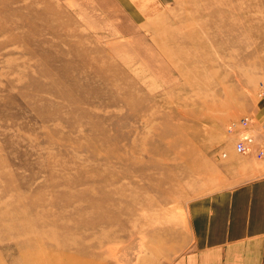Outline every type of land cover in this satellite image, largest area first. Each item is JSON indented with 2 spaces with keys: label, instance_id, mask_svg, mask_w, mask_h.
<instances>
[{
  "label": "rangeland",
  "instance_id": "374dc122",
  "mask_svg": "<svg viewBox=\"0 0 264 264\" xmlns=\"http://www.w3.org/2000/svg\"><path fill=\"white\" fill-rule=\"evenodd\" d=\"M241 118L264 0H0V264H170Z\"/></svg>",
  "mask_w": 264,
  "mask_h": 264
},
{
  "label": "crops",
  "instance_id": "0c3cea01",
  "mask_svg": "<svg viewBox=\"0 0 264 264\" xmlns=\"http://www.w3.org/2000/svg\"><path fill=\"white\" fill-rule=\"evenodd\" d=\"M250 130L264 139V118ZM219 161L223 189L187 205L190 245L170 264H264V159L230 151Z\"/></svg>",
  "mask_w": 264,
  "mask_h": 264
},
{
  "label": "built area",
  "instance_id": "2783aa9c",
  "mask_svg": "<svg viewBox=\"0 0 264 264\" xmlns=\"http://www.w3.org/2000/svg\"><path fill=\"white\" fill-rule=\"evenodd\" d=\"M250 120L241 118L235 123H230L226 127L228 135L234 136L233 152L237 155H250L254 152V156L258 159H264V149L259 145L255 137L251 134H244L247 126L250 125ZM239 130L242 132L239 134ZM258 146L257 149L255 147ZM223 156V155H222Z\"/></svg>",
  "mask_w": 264,
  "mask_h": 264
}]
</instances>
